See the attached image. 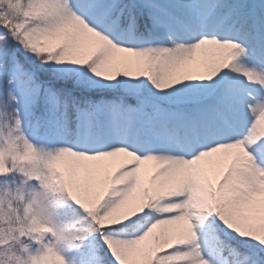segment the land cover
Masks as SVG:
<instances>
[{
	"label": "snow or ice",
	"instance_id": "snow-or-ice-1",
	"mask_svg": "<svg viewBox=\"0 0 264 264\" xmlns=\"http://www.w3.org/2000/svg\"><path fill=\"white\" fill-rule=\"evenodd\" d=\"M0 264H264V0H0Z\"/></svg>",
	"mask_w": 264,
	"mask_h": 264
}]
</instances>
